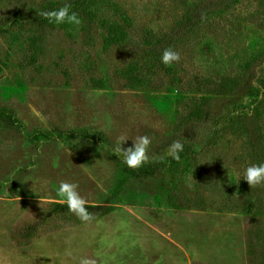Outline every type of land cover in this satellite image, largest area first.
I'll return each mask as SVG.
<instances>
[{
	"label": "rangeland",
	"instance_id": "rangeland-1",
	"mask_svg": "<svg viewBox=\"0 0 264 264\" xmlns=\"http://www.w3.org/2000/svg\"><path fill=\"white\" fill-rule=\"evenodd\" d=\"M64 3L79 26L41 22ZM142 135L157 158L129 168L113 149ZM261 163L264 0H0V264H264V186L242 178Z\"/></svg>",
	"mask_w": 264,
	"mask_h": 264
},
{
	"label": "clouds",
	"instance_id": "clouds-1",
	"mask_svg": "<svg viewBox=\"0 0 264 264\" xmlns=\"http://www.w3.org/2000/svg\"><path fill=\"white\" fill-rule=\"evenodd\" d=\"M38 15L50 23L57 25L67 23L79 26L82 23L79 14L72 11V6L69 3H64L62 6L52 10L41 11ZM180 59V53L172 48H165L161 55V62L168 66L174 62H179ZM127 140H129L127 137H120L113 149L115 154L123 156V163L127 167L136 169L157 158L150 154L152 141L148 135H142L132 139V146L125 148L124 145ZM183 149L184 145L180 140H173L168 145V155L175 160H179V153ZM242 178L248 183L250 188L264 186V163L248 166ZM78 189L79 185L77 183L61 181L57 190V196L61 202L67 204L70 212L82 221H88L92 219V214L89 213L86 207L87 201L80 195ZM80 264H94V262L85 258L81 259Z\"/></svg>",
	"mask_w": 264,
	"mask_h": 264
},
{
	"label": "trees",
	"instance_id": "trees-1",
	"mask_svg": "<svg viewBox=\"0 0 264 264\" xmlns=\"http://www.w3.org/2000/svg\"><path fill=\"white\" fill-rule=\"evenodd\" d=\"M201 13V12H200ZM201 14H197L199 16ZM42 18V17H41ZM42 23L47 24L48 26L51 27H56L57 24L55 23H50L48 20L42 18L40 19ZM127 20V19H124ZM103 26L107 28L108 30V37H107V44L109 43H122L124 39L126 38V27L125 24H121L116 21H110L107 20L104 21ZM150 36V35H149ZM149 38V37H148ZM148 40L151 42H156L157 39H155L153 36L150 37ZM165 69L169 74H173V67H170L168 65H165ZM135 66L131 65L130 68L124 71V75L127 78L128 84L132 87L139 86L145 82V80L141 79L138 77L134 71ZM242 85V82L239 79H236L234 77H227L224 78L219 84L215 86L214 92L216 94H228L236 91L239 89ZM156 168L159 167V164L154 165ZM61 206H67V205H61ZM88 208H96L98 209V206H93V205H86Z\"/></svg>",
	"mask_w": 264,
	"mask_h": 264
}]
</instances>
